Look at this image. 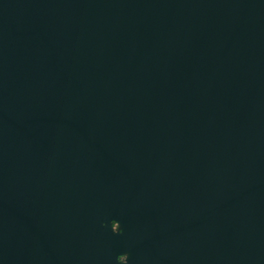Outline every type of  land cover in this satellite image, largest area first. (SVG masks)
Segmentation results:
<instances>
[{
    "label": "water",
    "instance_id": "obj_1",
    "mask_svg": "<svg viewBox=\"0 0 264 264\" xmlns=\"http://www.w3.org/2000/svg\"><path fill=\"white\" fill-rule=\"evenodd\" d=\"M0 264H264V0H0Z\"/></svg>",
    "mask_w": 264,
    "mask_h": 264
},
{
    "label": "flooded vegetation",
    "instance_id": "obj_2",
    "mask_svg": "<svg viewBox=\"0 0 264 264\" xmlns=\"http://www.w3.org/2000/svg\"><path fill=\"white\" fill-rule=\"evenodd\" d=\"M115 228L117 229V223H115ZM122 258H124V256Z\"/></svg>",
    "mask_w": 264,
    "mask_h": 264
}]
</instances>
